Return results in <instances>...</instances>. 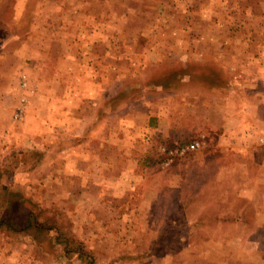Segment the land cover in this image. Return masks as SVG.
Instances as JSON below:
<instances>
[{"label": "rangeland", "instance_id": "obj_1", "mask_svg": "<svg viewBox=\"0 0 264 264\" xmlns=\"http://www.w3.org/2000/svg\"><path fill=\"white\" fill-rule=\"evenodd\" d=\"M190 63L264 98V0H0V264H92L16 230L10 193L94 264H264V151L228 156L205 89L156 79Z\"/></svg>", "mask_w": 264, "mask_h": 264}, {"label": "crops", "instance_id": "obj_2", "mask_svg": "<svg viewBox=\"0 0 264 264\" xmlns=\"http://www.w3.org/2000/svg\"><path fill=\"white\" fill-rule=\"evenodd\" d=\"M202 88L205 90L200 95L211 102L212 108L221 117L216 123L212 121L218 128L211 142L216 140L214 145L225 148L228 156L239 151L249 154L254 146H260L264 151V98L255 97V94H261L258 89L236 80L221 86ZM204 118L208 120L206 116ZM201 136L206 137V134L202 133ZM203 142L194 150L201 148ZM221 182L230 185L228 179Z\"/></svg>", "mask_w": 264, "mask_h": 264}, {"label": "trees", "instance_id": "obj_3", "mask_svg": "<svg viewBox=\"0 0 264 264\" xmlns=\"http://www.w3.org/2000/svg\"><path fill=\"white\" fill-rule=\"evenodd\" d=\"M217 70L214 67L208 65H199L196 63H190L188 66H181L172 68L160 72L156 79L160 84L168 85L172 80H179L178 76H187L189 81L193 84L200 85L201 87H214L219 86L222 80ZM119 95V94H118ZM10 193V192H9ZM12 197L6 199L9 205L8 209L16 214L12 223L16 224L14 228L18 231H27L33 238V241L37 244L45 243L47 248L45 250H52L57 244L63 245L65 253L75 254L77 257L85 263H95L94 254L85 245L84 241L80 239L70 238L69 234L63 237L62 227L56 221H50L48 218L39 219L38 215L41 212L37 206H34V202L30 199L19 197L17 193H10ZM6 218H0V224H4ZM7 229V228H6ZM8 230V229H7ZM32 232H31V231ZM13 232L12 230H9ZM48 231L51 233L48 234ZM43 246V245H42Z\"/></svg>", "mask_w": 264, "mask_h": 264}, {"label": "built area", "instance_id": "obj_4", "mask_svg": "<svg viewBox=\"0 0 264 264\" xmlns=\"http://www.w3.org/2000/svg\"><path fill=\"white\" fill-rule=\"evenodd\" d=\"M200 142L199 141H195L192 143H185L183 145H178V146H174V147H161V151L163 153V155L165 156V164H168L172 161L173 157H176L178 155H184L189 151H192L194 149H196L197 147H199Z\"/></svg>", "mask_w": 264, "mask_h": 264}]
</instances>
